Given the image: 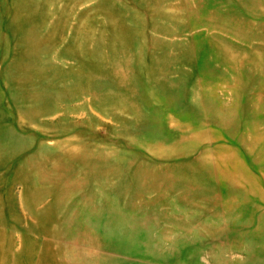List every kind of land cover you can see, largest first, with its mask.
Wrapping results in <instances>:
<instances>
[{
  "label": "rangeland",
  "instance_id": "rangeland-1",
  "mask_svg": "<svg viewBox=\"0 0 264 264\" xmlns=\"http://www.w3.org/2000/svg\"><path fill=\"white\" fill-rule=\"evenodd\" d=\"M0 264H264V0H0Z\"/></svg>",
  "mask_w": 264,
  "mask_h": 264
}]
</instances>
